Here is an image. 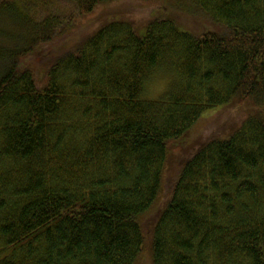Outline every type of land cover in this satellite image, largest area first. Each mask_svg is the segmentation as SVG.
<instances>
[{
	"label": "trees",
	"instance_id": "obj_1",
	"mask_svg": "<svg viewBox=\"0 0 264 264\" xmlns=\"http://www.w3.org/2000/svg\"><path fill=\"white\" fill-rule=\"evenodd\" d=\"M68 1L37 20L0 0V264H264V0ZM126 2L148 9L96 22Z\"/></svg>",
	"mask_w": 264,
	"mask_h": 264
},
{
	"label": "rangeland",
	"instance_id": "obj_2",
	"mask_svg": "<svg viewBox=\"0 0 264 264\" xmlns=\"http://www.w3.org/2000/svg\"><path fill=\"white\" fill-rule=\"evenodd\" d=\"M21 2L25 3V6L30 11V14L33 18L37 20H42L45 18V16L48 15H60L62 17H68L73 14H77L78 10L75 8V5L68 1V0H20ZM165 6H167L166 10L169 16H171L174 20L178 22L179 25L183 26L185 29H189L193 32H203L207 31L208 29H213L208 21L207 18L201 17V16H194L192 14H188L187 11L181 10L179 5L175 4H169L164 3ZM115 7V8H114ZM113 8H110V10L107 11V8L104 10L103 13L99 14L97 18H99L96 22H99L100 19L105 18V16L110 15H117L119 14V11L126 10L129 13H134L140 17H142L147 11L148 8L145 6H140L138 4L134 3H120L117 6H114ZM94 24L95 21H92ZM78 27V28H77ZM76 28L79 32L82 31L83 26L82 24L78 25ZM88 27V25L86 26ZM84 31V30H83ZM75 34V32L72 36H67L65 38L57 40L56 43L47 45L45 48L43 47L42 50L37 51L35 55L31 58L30 63L33 65L34 69L37 71H42L46 66L49 60H52L53 58L57 57L61 52L68 50L70 45L74 44V41L78 40V37L80 34ZM84 35V34H83ZM172 81V80H171ZM171 81L169 82L168 86L170 85ZM168 88V87H167ZM163 91L159 95L156 96H148L153 99H157L158 97H161L167 90ZM217 121L213 116L206 117L205 119H202L199 124L191 131L190 140L187 139L183 140V147H182V153H187L186 151L189 148V145L191 146L194 140L198 138H205L212 134L214 128L216 127ZM193 139V142L191 141Z\"/></svg>",
	"mask_w": 264,
	"mask_h": 264
},
{
	"label": "clouds",
	"instance_id": "obj_3",
	"mask_svg": "<svg viewBox=\"0 0 264 264\" xmlns=\"http://www.w3.org/2000/svg\"><path fill=\"white\" fill-rule=\"evenodd\" d=\"M173 74L164 69L153 70L143 82V93L145 96H156L165 91Z\"/></svg>",
	"mask_w": 264,
	"mask_h": 264
}]
</instances>
